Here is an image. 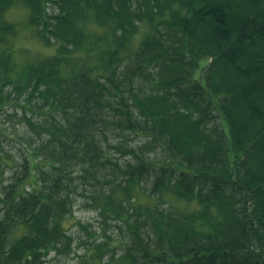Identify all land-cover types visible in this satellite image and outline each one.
<instances>
[{
    "label": "trees",
    "instance_id": "16d2710c",
    "mask_svg": "<svg viewBox=\"0 0 264 264\" xmlns=\"http://www.w3.org/2000/svg\"><path fill=\"white\" fill-rule=\"evenodd\" d=\"M0 112V264H264V0H0Z\"/></svg>",
    "mask_w": 264,
    "mask_h": 264
},
{
    "label": "rangeland",
    "instance_id": "374dc122",
    "mask_svg": "<svg viewBox=\"0 0 264 264\" xmlns=\"http://www.w3.org/2000/svg\"><path fill=\"white\" fill-rule=\"evenodd\" d=\"M6 15L11 21H16L19 27V33L13 39L14 49H26L32 55L31 57L43 56L55 51L56 45H46L43 41L38 40L34 35L29 33L30 29L27 30L26 10L24 8H13ZM6 115L0 112V192L4 186H7L13 179L17 178L18 173L21 172V166L24 162V153L21 148L24 146L25 149L27 146V143L22 140V137L29 134L24 126L16 124L14 118ZM28 181L35 186V175L31 174L28 177ZM27 188L29 187L27 186ZM77 220L84 224H91L89 226L90 228L98 230L101 228L100 216L95 211L80 207L79 205L74 207V216L69 219L67 225L73 226L70 228V232L78 230L80 233H84L76 224ZM100 241V238L95 240L91 239L86 241L84 245L89 246V243L95 244ZM84 245L82 247H74V252L71 254V261L80 257L83 253Z\"/></svg>",
    "mask_w": 264,
    "mask_h": 264
}]
</instances>
